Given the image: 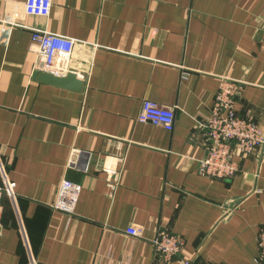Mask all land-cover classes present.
Returning <instances> with one entry per match:
<instances>
[{"label": "crops", "instance_id": "crops-1", "mask_svg": "<svg viewBox=\"0 0 264 264\" xmlns=\"http://www.w3.org/2000/svg\"><path fill=\"white\" fill-rule=\"evenodd\" d=\"M23 1L0 0V178L15 193L0 264H164L159 231L184 237L178 257L260 264L264 147L229 179L199 161L222 78L264 126V0H53L47 17ZM36 28L75 39L81 90L35 76ZM144 99L175 109L173 130L137 120ZM64 178L81 186L74 213L53 206Z\"/></svg>", "mask_w": 264, "mask_h": 264}, {"label": "built area", "instance_id": "built-area-1", "mask_svg": "<svg viewBox=\"0 0 264 264\" xmlns=\"http://www.w3.org/2000/svg\"><path fill=\"white\" fill-rule=\"evenodd\" d=\"M53 0H24L25 13L30 15L49 16ZM32 41L40 54L38 67L48 73L64 76L71 69L70 58L75 39L53 33L45 29H33ZM242 89V82L224 77L221 79L214 104L204 122L207 137V154L199 161V172L214 178L229 179L234 176L239 165L238 155H248L257 147H264V126L253 116H241L237 110V97ZM175 109L152 99H144L137 120L161 125L171 131L175 125ZM3 171V163L0 162ZM120 180L119 174L110 172L108 186L115 190ZM81 186L67 178L62 179L58 195L53 203L54 208L66 213H74ZM11 194L14 197L13 183L7 176L0 178V230L4 211L3 197ZM132 235H141L142 227L132 226L127 230ZM156 251L162 256L164 264H216L210 261L185 259L178 257L185 239L179 234L159 231L152 239ZM259 254L256 261L264 264V221L258 234Z\"/></svg>", "mask_w": 264, "mask_h": 264}, {"label": "water", "instance_id": "water-1", "mask_svg": "<svg viewBox=\"0 0 264 264\" xmlns=\"http://www.w3.org/2000/svg\"><path fill=\"white\" fill-rule=\"evenodd\" d=\"M35 76L40 80L58 84L64 87L74 88L77 90H81L84 87V81L75 76L73 72H69L67 75L59 76L54 75L48 72L37 70L35 72Z\"/></svg>", "mask_w": 264, "mask_h": 264}, {"label": "rangeland", "instance_id": "rangeland-1", "mask_svg": "<svg viewBox=\"0 0 264 264\" xmlns=\"http://www.w3.org/2000/svg\"><path fill=\"white\" fill-rule=\"evenodd\" d=\"M260 148H262V147H257L256 149H260ZM256 149H255V150H256ZM255 150H254V151H255ZM207 153H208V152H207ZM242 156H246V155H242Z\"/></svg>", "mask_w": 264, "mask_h": 264}]
</instances>
